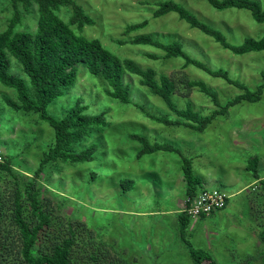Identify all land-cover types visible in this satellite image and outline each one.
<instances>
[{"label":"rangeland","instance_id":"1","mask_svg":"<svg viewBox=\"0 0 264 264\" xmlns=\"http://www.w3.org/2000/svg\"><path fill=\"white\" fill-rule=\"evenodd\" d=\"M94 19L82 29L74 30L88 38H98L121 58H131L142 67L153 66L158 72L173 76L203 79L223 103L244 90L214 77L194 64L184 67L182 58L153 59L147 53L160 54L153 45L132 44L140 34H153L162 40L178 39L192 56L213 68L229 71L232 78L253 90L264 82V50L234 54L198 28L179 18L176 12L153 16L160 0H75ZM162 1V0H161ZM201 21L220 29L234 44L245 38L264 36V21L259 22L249 9L230 7L217 9L207 0H176ZM264 6V0H258ZM59 16L67 20L70 10L61 7ZM11 15L9 0H0V30ZM36 13H26L20 29L35 30ZM148 20L143 28L124 35L127 25ZM123 39L125 43H119ZM131 97L147 111L164 115L169 111L158 96L139 91L138 77L125 74ZM132 76L131 80L130 77ZM106 81L91 73L84 63L78 64V76L66 93L52 101L48 111L61 117L65 109L81 98L89 105L87 112H106L108 124L96 131L99 144L91 162L59 167L46 165L35 180V189L44 199L51 198L54 219L50 230L60 238L69 234V224L77 241L72 247V264H194L188 245L180 234L178 200L187 197L183 176L184 158L192 160L193 172L201 175L206 188L224 189L227 205L208 216L191 222L186 238L195 248L212 253L217 264H260L259 251L264 244L259 230L264 227V91L258 101L244 100L218 115L204 130L183 125L164 124L150 119L133 104H126L105 92ZM145 88V87H144ZM14 97L12 89L0 83V115L9 126L0 128V154L13 155L12 168L22 188L35 178V169L43 152L53 141V129L36 113H13L4 105L1 94ZM192 107L209 114L214 104L201 92H189ZM180 108L186 100L178 99ZM182 100V101H181ZM167 115V114H166ZM174 119L173 111L168 114ZM14 123V124H12ZM146 134L151 142L169 143L176 151L158 150L136 157L141 144L130 133ZM94 141L87 138L74 143L79 151ZM256 156L260 180L254 176L248 161ZM251 181H256L255 185ZM12 176L0 177V241H7L8 253L2 264H25L18 255V234L11 225V212L5 201ZM200 188V185H199ZM243 188L232 196V191ZM67 196L64 203L59 201ZM180 200V201H181ZM250 203V206H249ZM28 206V200H26ZM31 222V216L27 215ZM101 242L105 248L100 247Z\"/></svg>","mask_w":264,"mask_h":264},{"label":"trees","instance_id":"2","mask_svg":"<svg viewBox=\"0 0 264 264\" xmlns=\"http://www.w3.org/2000/svg\"><path fill=\"white\" fill-rule=\"evenodd\" d=\"M217 9L230 7L249 9L254 19L264 21V6L258 0H207ZM11 15L7 18L6 27L0 30V83L12 89L14 97L3 92L1 99L13 113H36L53 129V141L43 152L38 167L35 169V178L22 186L19 177L12 168L13 155L2 154L0 161V177L8 174L13 178V186L9 188L5 201L11 212V225L18 234V255L25 264H72V247L76 244L77 237L72 225L69 224V234L61 237L55 235L50 228L54 219V209L51 206V198H42L40 192L35 189V180L44 172L49 163L59 167L74 166L77 163L93 161L99 144L96 141V131L106 127L109 123L106 112L89 113V105L81 98L65 109L61 117H55L48 111L49 104L58 99L67 88L74 85L78 76V64L84 63L88 70L100 75L106 81L105 92L110 97L123 103L133 104L138 110L145 113L150 119L164 124L183 125L196 130H204L208 124L218 115L229 113V108L244 100L258 101L264 91V82L258 84L255 89H249L244 83L231 77L229 71L223 68H213L208 63L199 60L188 53L178 39H170L167 36L162 40L153 34H140L129 40L132 44L153 45L162 51L147 53L149 58L170 59L182 58L183 66L194 64L214 77H222L228 83L241 88L240 93L225 102H221L217 92L203 79L173 76L160 72L153 66L142 67L134 59L121 58L109 50L98 38H88L77 33L73 26L82 29L86 24H93L94 19L86 13L84 8L75 0H9ZM153 16H163L170 12H176L180 19L185 20L190 27L198 28L206 35L220 43L224 48L234 54H244L251 51L264 50V36L261 38L247 37L241 44L231 43L225 34L212 25L201 21L192 11L176 0H160ZM61 7L70 10L67 20L57 13ZM36 13L35 30L20 29L24 24L25 14ZM148 20L133 23L126 26L124 35L138 28H143ZM119 43H125L117 39ZM134 74L138 77L139 91L158 96L169 111L155 114L147 111L145 106L131 97V91L125 82V74ZM130 80L132 76H129ZM145 87V88H144ZM199 91L207 97L215 108L209 114L192 107V101L188 97L191 91ZM178 99L186 100L187 106L180 108ZM182 101V100H181ZM170 111L176 115L174 119L168 114ZM167 114V115H166ZM5 116L0 115V128L9 126L4 122ZM14 124V123H12ZM11 126V125H10ZM130 138L137 140L141 146L136 157L141 158L146 153L158 150L176 151L169 143L151 142L146 134L130 133ZM87 138L94 141L82 150L73 149L74 143H81ZM256 156L248 160V169H253L257 179L258 174ZM74 164V165H73ZM50 165V164H49ZM75 167V166H74ZM183 175L187 182L186 195L195 196L201 189V177L193 172L192 160L184 158L182 164ZM262 188L264 189V179ZM200 185V188H199ZM70 198L63 196L59 201L65 202ZM28 200V206H26ZM228 202V200H227ZM3 206L0 205V216ZM27 215L31 216V222ZM204 217V216H202ZM192 218L185 212H178L180 234L188 245L189 254L194 264H217L211 252L198 249L186 238V232ZM259 238L264 244V227L259 230ZM8 242L0 241V264L2 256L8 253ZM100 247L105 248L101 242ZM260 264H264V247L259 251ZM107 264H114L113 261Z\"/></svg>","mask_w":264,"mask_h":264},{"label":"built area","instance_id":"3","mask_svg":"<svg viewBox=\"0 0 264 264\" xmlns=\"http://www.w3.org/2000/svg\"><path fill=\"white\" fill-rule=\"evenodd\" d=\"M2 156L0 154V161ZM229 195L219 188H203L195 196H187L184 199L180 211H185L192 219L208 216L213 212L224 208Z\"/></svg>","mask_w":264,"mask_h":264},{"label":"crops","instance_id":"4","mask_svg":"<svg viewBox=\"0 0 264 264\" xmlns=\"http://www.w3.org/2000/svg\"><path fill=\"white\" fill-rule=\"evenodd\" d=\"M248 161V160H247ZM198 176H200L201 177V175H199V174H197ZM184 176V175H183ZM255 177V176H254ZM256 178V177H255ZM257 179V178H256ZM261 179V178H260ZM260 179H257V180H260ZM263 179V178H262ZM257 182L256 181H251V184L252 185H255ZM200 185H201V187L202 188H206L203 184H202V181H201V183H200ZM223 189V188H222ZM224 190V189H223ZM243 190V188H239V189H237V190H234V191H232V196H234V195H238L241 191ZM185 199V198H184ZM184 199H183V201L181 200V198L178 200V206H179V208L181 209L182 208V206H183V202H184ZM181 200V201H180ZM249 206H250V203H249ZM199 218H202V216L201 217H199ZM198 218H194V219H192L191 220V222H193V224L195 223V221L197 220Z\"/></svg>","mask_w":264,"mask_h":264},{"label":"clouds","instance_id":"5","mask_svg":"<svg viewBox=\"0 0 264 264\" xmlns=\"http://www.w3.org/2000/svg\"><path fill=\"white\" fill-rule=\"evenodd\" d=\"M203 189V188H202ZM229 199V198H228ZM228 203V202H227ZM227 205V204H226Z\"/></svg>","mask_w":264,"mask_h":264}]
</instances>
